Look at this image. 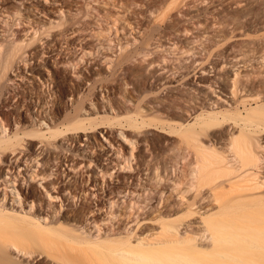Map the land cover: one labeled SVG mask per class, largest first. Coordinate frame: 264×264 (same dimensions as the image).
Listing matches in <instances>:
<instances>
[{
    "label": "rangeland",
    "instance_id": "rangeland-1",
    "mask_svg": "<svg viewBox=\"0 0 264 264\" xmlns=\"http://www.w3.org/2000/svg\"><path fill=\"white\" fill-rule=\"evenodd\" d=\"M231 20L236 21L237 29L227 25ZM12 40L25 44L33 41L25 49L27 53L16 58L15 67L4 82L12 92L8 97L16 96L13 102L20 101L23 105L21 111L25 118V107L30 108L27 115L30 124L31 120L49 123L48 116L57 100L59 122L75 115L81 103L94 111L87 102L90 98L96 102V110L100 109L99 117L116 115L108 112L109 103L120 104L133 112L142 107L146 120L147 117L175 120L168 112H172L178 83L187 85L191 80L194 87L191 94L198 102L200 91L205 89L200 83L204 77L220 78L232 84L236 73L243 91L235 97L228 93L213 95L219 105L234 108L233 102L246 99L247 107L250 103L255 106L252 99L256 97L264 105V0H9L8 4L0 0V42ZM205 46L212 48L206 51ZM188 50L192 53L189 56L184 52ZM218 53L222 55L216 56ZM214 64L217 68L211 69ZM206 67L207 71L201 70ZM56 81L65 90L61 98ZM181 89L187 93L186 86ZM125 99L128 100L125 102ZM158 101L164 104L165 110H149ZM197 102L196 111L200 113ZM104 105L107 108L102 109ZM239 109L244 112L242 105ZM4 112L8 113V109ZM194 116L185 115L188 120ZM164 124L139 132L131 129L127 134L132 138L133 147L129 141L119 138L116 127L108 129L104 125V132L99 129L104 127L98 126L89 133L90 139L83 137L81 143L64 141L63 148H50L36 160L23 156L17 162L13 159L10 165L16 171L10 174L14 175L15 184L6 186L0 179V194L3 197L7 193L3 202L23 213L39 210L44 217L48 214V221L51 214L60 217L65 212L90 208L94 213L88 218H93L84 223V230L91 234L99 230L100 235L107 231H130L135 228L133 220L138 215L146 217L154 207L161 209L165 203L178 200L172 190L178 173L165 171L167 165L170 168L169 159L178 144V136L164 133L169 131V125ZM78 134L70 132L65 137L69 139ZM256 136L261 145L257 152L263 158L260 170H256L262 184L256 194L264 195V133ZM42 148L38 144L37 153ZM148 162L158 167V174L163 178L150 176L146 170L150 167ZM43 169H51L54 175L45 180L29 179L32 171L37 175ZM10 179L9 175L6 180ZM50 181L58 184L55 189L48 188L49 197L43 185ZM92 183L97 184L96 189ZM20 184L24 188L37 186L43 207L15 198L11 189ZM99 188L104 201L98 205ZM110 192L112 207L106 196ZM143 222L144 229L158 227L149 220Z\"/></svg>",
    "mask_w": 264,
    "mask_h": 264
},
{
    "label": "bare ground",
    "instance_id": "bare-ground-1",
    "mask_svg": "<svg viewBox=\"0 0 264 264\" xmlns=\"http://www.w3.org/2000/svg\"><path fill=\"white\" fill-rule=\"evenodd\" d=\"M2 1L9 3V0ZM16 13L20 14L18 11ZM227 25L236 29L238 26L235 20L227 22ZM32 42H0V179L5 185L15 184L14 175L10 174L14 169L16 171L10 165L13 159L17 162L23 156L36 160L45 152L48 153L50 148H63L61 145L64 141L73 143L77 140L81 143L83 137H89V133L91 135L96 128L104 125L108 129L116 127L119 138L129 141L128 144L133 147L132 138L127 133L160 128L159 124L167 123L170 132L162 128L164 133L178 136V144L169 159L170 168L168 165L165 168L166 172L170 169L171 173H178L172 188L178 200L165 203L161 209L152 207L146 217L142 216L144 214L138 215L133 220L136 226L130 231H107L100 235L99 230L97 234L84 230V223L93 218H88L94 213L93 209L83 208L69 213L64 211L60 217L51 214L48 221V214L44 217L39 210L23 213L8 207L3 202L7 193L3 197L0 194V264H264V195L256 194L262 186L256 170H260L263 160L257 152L261 145L256 135L264 133V105L259 104L256 97L252 99L255 106L250 103L247 107L248 100L243 99L233 102L236 107L228 109L213 98V95L226 96L227 93L238 96L243 91L238 73L235 79L231 78L232 84L220 78L204 77L200 83L205 89L200 91L198 102L191 94L194 88L191 80L185 83L187 85L178 83L172 112H168L175 120H149L148 117L146 120L143 117L146 111L142 107L133 112L120 104L113 106L109 103L108 112L116 115L99 117L100 109L99 112L96 110V102L90 98L87 102L94 111L81 103L75 115L66 116L64 121L59 122L60 106L57 100L48 116L49 123L31 120L30 124L27 118L30 108L25 107V118L21 111L23 105L20 101L13 102L16 96L8 97L12 92L7 90L4 82L15 67L16 58L25 55V49ZM211 48L205 46L203 50L210 51ZM184 52L188 56L192 54L190 50ZM214 66L211 69L217 68L216 64ZM201 70L207 71V67ZM182 86L187 87L186 94ZM55 87L61 98L65 90L58 82ZM196 102L201 108L200 113L196 111ZM153 103L149 110H165L160 101ZM239 105L243 106L244 112L239 109ZM5 108L8 113L4 112ZM101 108L107 107L104 105ZM194 114V118L188 120ZM43 126L48 127L44 130ZM99 129L104 132L105 127ZM70 132L80 134L67 139L65 135ZM38 144L43 145L39 153L36 151ZM218 145L221 147L218 148ZM132 151L133 148L131 157ZM147 165L150 167L146 170L150 171L153 179L163 178L158 174V167L155 168L149 162ZM9 175L11 179L6 180ZM53 175L51 169H43L37 175L32 171L29 179L41 177L45 180ZM22 182L24 184L25 179ZM23 184L13 186L11 194L15 198H22L25 203H36L43 207L37 186L24 188ZM57 184L50 181L43 185L47 195L50 192L48 188L55 189ZM92 186L96 189L97 184ZM97 193L99 205L104 201L101 188ZM91 195L95 194L91 192ZM111 195V192L106 195L110 207L113 205ZM146 220L158 224V227L144 229L143 221Z\"/></svg>",
    "mask_w": 264,
    "mask_h": 264
}]
</instances>
